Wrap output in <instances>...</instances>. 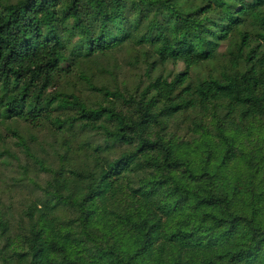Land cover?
<instances>
[{
    "label": "trees",
    "instance_id": "obj_1",
    "mask_svg": "<svg viewBox=\"0 0 264 264\" xmlns=\"http://www.w3.org/2000/svg\"><path fill=\"white\" fill-rule=\"evenodd\" d=\"M122 50L147 81L96 84ZM77 74L99 103L49 93ZM44 117L86 168L54 173L0 264H264V0H0V122Z\"/></svg>",
    "mask_w": 264,
    "mask_h": 264
},
{
    "label": "rangeland",
    "instance_id": "obj_2",
    "mask_svg": "<svg viewBox=\"0 0 264 264\" xmlns=\"http://www.w3.org/2000/svg\"><path fill=\"white\" fill-rule=\"evenodd\" d=\"M4 1L13 3L16 0ZM140 57L139 54L130 51H117L108 57L98 58L90 73L98 85L107 84L110 87H117L112 80L115 77L120 88L125 80L130 82V87H133V84L139 80L143 83L147 81L146 65L142 57L139 60ZM183 70L182 64L177 66L168 64L162 68L164 74L172 78ZM77 77L79 74L63 79L58 86L52 87L49 93L72 88L71 90L89 106L99 103L100 96L91 91L84 80H79ZM55 113L60 117L67 115L65 112ZM178 124L180 121L172 126ZM56 132L55 124L46 117L37 126L21 119L0 122V153L5 154L0 159V251L9 242L17 243L19 247L22 245V239L30 228L29 213L31 211L36 213L35 206L45 199L44 190L54 181L55 172L64 169L65 175L70 177L72 169L86 168L84 159L80 156L71 158L69 155L62 160L66 149L61 146V139ZM171 133L178 139L191 137L186 125L182 123L178 127H171ZM76 141L75 146H81L87 141L94 147L102 143L99 135L89 132H82ZM70 215L71 212L67 209L58 211L60 219L68 218ZM2 225H6L5 232L2 231Z\"/></svg>",
    "mask_w": 264,
    "mask_h": 264
}]
</instances>
